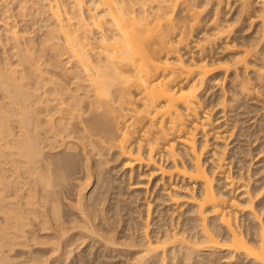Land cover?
Masks as SVG:
<instances>
[{
    "label": "bare ground",
    "instance_id": "bare-ground-1",
    "mask_svg": "<svg viewBox=\"0 0 264 264\" xmlns=\"http://www.w3.org/2000/svg\"><path fill=\"white\" fill-rule=\"evenodd\" d=\"M249 99L264 0H0V264H264Z\"/></svg>",
    "mask_w": 264,
    "mask_h": 264
},
{
    "label": "rangeland",
    "instance_id": "rangeland-1",
    "mask_svg": "<svg viewBox=\"0 0 264 264\" xmlns=\"http://www.w3.org/2000/svg\"><path fill=\"white\" fill-rule=\"evenodd\" d=\"M37 20L39 22L36 25L37 27H40L41 25L43 26L47 22L46 19L43 21L42 18H38ZM250 102L251 99H249L247 102L245 101L246 105L241 108L242 112L239 115V124L244 128L241 132L242 134L240 135V140H236V142H234L233 144L238 143L240 145L237 149L238 152L236 153V162L238 165L244 166L247 169V165L250 163V158H253L254 155L250 173L254 174L253 178L255 179L258 175L261 174L260 171L264 169V167H262L264 166V161H255V158L257 157L260 149L264 148V119L262 117L263 110L260 106V103L253 104ZM217 111L218 110H215V117H218L222 114V112L217 113ZM252 116L253 118L251 119ZM253 119L255 120L254 124L251 123ZM257 138L258 140L255 142ZM254 143L257 145H253ZM259 144L262 145L258 148ZM141 197V199H137V201L134 203L135 207L138 209L145 208V206H143V203L144 201L149 199H146L145 195H141ZM140 204L142 205L140 206Z\"/></svg>",
    "mask_w": 264,
    "mask_h": 264
}]
</instances>
